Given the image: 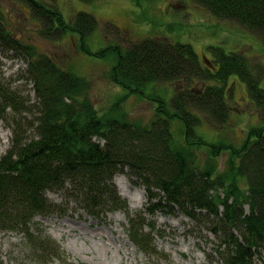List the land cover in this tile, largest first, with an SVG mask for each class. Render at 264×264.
<instances>
[{"label":"trees","instance_id":"16d2710c","mask_svg":"<svg viewBox=\"0 0 264 264\" xmlns=\"http://www.w3.org/2000/svg\"><path fill=\"white\" fill-rule=\"evenodd\" d=\"M14 1L23 3L31 17H38L42 34L57 38L75 32L86 53L95 57L112 53L110 78L127 93L157 95L146 93L147 85L172 80L189 85L196 79L202 86L191 91L181 86L169 100L157 97L159 104L147 125L126 119L122 108L117 112L126 93L116 100L118 105L112 102L99 111L90 95L91 81L20 42L0 9V51L26 56L27 74L15 80L30 82L36 97L32 103L24 100L0 81V117L6 114L12 131L10 147L0 155V231L21 233L39 262L55 255L41 229L33 232V218L57 210L47 197L48 192H57L91 216L124 211L129 238L144 252L158 254L147 230L154 229L149 217L156 211H177L204 223L213 235L224 233L212 251L217 264H264V88L259 86L264 69L256 66L255 73L241 52L216 46L211 48L209 62L216 65L211 70L199 65L190 43L162 38H144L123 51L114 43L90 51L86 40L99 25L92 14L78 11L66 19L47 0ZM195 1L217 18L257 33L264 43V0ZM16 11L25 18L21 8ZM110 26L117 32L115 25ZM231 75L245 84L263 125L252 127L241 146L215 147L204 143L195 127L202 114L215 127L227 124L232 107L225 91ZM211 80L213 84H208ZM164 102H172L181 120L177 144L171 115L161 110ZM97 132L107 134L104 146L95 139ZM204 146L210 147L212 157L220 151L229 154L225 169L217 170L213 160L202 167L195 164V152ZM117 173H125L130 183L144 188L142 210L129 212L113 183Z\"/></svg>","mask_w":264,"mask_h":264},{"label":"rangeland","instance_id":"374dc122","mask_svg":"<svg viewBox=\"0 0 264 264\" xmlns=\"http://www.w3.org/2000/svg\"><path fill=\"white\" fill-rule=\"evenodd\" d=\"M47 1L56 5L66 19H71L78 11H85L99 21V28L86 40L90 51L108 43L119 44L123 51L127 41L160 37L171 42L190 43L201 62L204 57L212 59L211 48L217 46L226 52L239 51L250 64L255 63L264 69V43L260 36L235 21L217 18L195 0ZM17 8L23 10L25 18L17 16ZM0 9L20 42L34 46L37 53L54 59L63 69L82 74L91 81L90 95L99 111L107 108L125 92L124 88L109 78L110 68L115 62L112 53L99 57L86 53L75 32L57 38L42 34L40 24L35 20L38 17H31L28 8L20 1L0 0ZM110 24L117 27V32ZM24 64L25 55L20 56L11 51L3 54L0 51V81L3 87L18 92L24 100L29 98L32 103L36 101L32 84L24 83L21 79L15 80V76L27 74V66ZM200 66L205 67L202 63ZM227 81L232 106L227 124L215 127L210 121L207 122V115L202 114L199 122L201 125L196 126V131L209 143H230L236 147L243 144L251 127L263 123L258 109L247 95L245 84L234 75ZM181 86L199 88L202 84L195 81L187 85L180 80L155 82L148 84L145 92L156 89L169 99L175 89ZM259 86L264 88V75L259 80ZM121 107L126 118L129 117L132 122H143L142 125L148 124L154 115V105L137 93L125 96ZM179 125L178 138L181 133ZM171 129L173 131V124ZM11 138L12 131L4 114L0 117V155L10 147ZM195 154L196 165L202 167L208 160H213L217 170L226 168L229 156L227 152L220 151L212 157L209 146L198 149ZM116 180H124L130 192L144 191L142 186L130 183L125 173L115 174L113 181ZM116 188L119 195L126 199L130 213L143 209V205L132 207L130 198L120 194L119 185ZM47 197L57 205V210L48 216H35L33 232L36 227L40 228L39 231L53 244L56 254L46 261L40 259L39 262L31 255L32 251L21 233L0 231L2 264H210L211 261L217 264L219 261L212 252L218 241L207 230V225L195 223L177 211L175 214L156 211L149 217L154 229L147 230L151 231L153 245L158 252L154 254L139 249L129 238L124 211H103L101 215L91 216L74 203L66 202L57 192H48Z\"/></svg>","mask_w":264,"mask_h":264},{"label":"bare ground","instance_id":"6f19581e","mask_svg":"<svg viewBox=\"0 0 264 264\" xmlns=\"http://www.w3.org/2000/svg\"><path fill=\"white\" fill-rule=\"evenodd\" d=\"M99 28V25H98V27L96 28V29H98ZM150 38H160V37H150ZM136 41H138V40H134V42H132V41H127L126 43H127V45H126V47H124V49H126L127 47H129L130 45H132L133 43H135ZM263 42V41H262ZM151 46H154L153 44H151ZM196 53V52H195ZM197 54V53H196ZM197 60H198V63H199V65H201V63H202V65H205V67H207L208 68V66L210 65L209 64V59L208 58H205L204 59V61L203 62H201V60L199 59V56L197 55ZM250 64V63H249ZM215 64H214V68H215ZM250 66L253 68V70L255 71V73H256V64L255 63H251L250 64ZM202 70V69H201ZM173 81H177V80H172V81H167V82H173ZM195 81H197L196 79H194L193 80V82H195ZM152 83H155V82H152ZM152 83H149V84H152ZM192 83V82H191ZM190 83V84H191ZM208 84H213V82H209ZM226 91H225V98H226V100L228 101V103H229V105H230V107H232L231 106V104H230V102H229V88H228V83H227V86H226ZM184 89L185 90H187V91H191V90H196L197 88L195 87V88H187V87H184ZM151 92H157L156 94L157 95H153V96H147L146 94H144V98L145 99H147L148 101H150L153 105H154V110L156 109V107H157V105L159 104L158 103V98L157 97H161L162 96V98L164 97L165 98V96H163L161 93H159V91H157L156 89H153V90H151L149 93H151ZM147 93V92H146ZM159 95V96H158ZM247 95H248V93H247ZM174 97V95H172V98ZM248 97H249V95H248ZM250 98V97H249ZM166 99V98H165ZM170 99V98H169ZM169 99H166V100H169ZM250 100L252 101V99L250 98ZM113 103H115L116 105H118V102L117 101H114ZM252 103H253V101H252ZM253 105H254V103H253ZM254 107H255V105H254ZM174 108L175 107H173V104H172V102H164L163 104H162V107H161V110H162V112L168 117L169 115H171V116H169L168 118H169V120H170V122H172V124H173V132H174V134H173V139H174V143L175 144H177L178 143V133H179V127H178V125L180 124V122L179 121H181L180 119H179V117L178 116H176V114H175V111H174ZM256 108V107H255ZM188 110H189V112H192V110H191V108H190V106H188ZM117 112H122L120 109H119V107L117 108ZM170 113V114H169ZM126 119H128V120H130L129 119V117H127ZM210 121V119H209V117H207V122H209ZM200 122V121H199ZM137 123H140V124H144L143 122H140V121H137ZM149 124V123H148ZM145 125H147V124H145ZM197 125H201V123H198ZM176 126V128H174ZM179 126H181V124L179 125ZM225 126V125H224ZM223 127V126H222ZM252 128V127H251ZM250 128V129H251ZM249 129V130H250ZM249 130L247 131V134H246V137H245V140L246 139H248L249 138ZM195 132H196V134L197 135H199L198 133H197V131H196V127H195ZM185 135H186V133H185ZM105 136H107V134H105V133H101V132H97L96 134H95V139L97 140V142L101 145V146H104L105 144H106V137ZM200 136V135H199ZM189 139H190V137H189ZM203 140V139H202ZM204 141V143L205 142H207V143H209L208 141H205V140H203ZM221 144H224L223 142H215V147H217V146H219V145H221ZM239 146H241V145H239ZM113 183H116V185H119V187H120V194L121 195H124V196H126V197H129L130 198V200L132 201V204H131V206L132 207H137V206H139V207H141L142 205H144L143 204V202L145 203V201H146V192H145V190L144 191H141V190H134L133 192H130V190L127 188V186H126V183H125V181L124 180H116V181H113ZM115 185V184H114ZM116 185H115V187H116ZM122 235H123V237L125 238V241L127 242L128 240L126 239V236H125V234L122 232ZM215 237L217 238V241H220V240H222V238L224 237V233L222 232V231H220V232H218L216 235H215ZM218 244V243H217Z\"/></svg>","mask_w":264,"mask_h":264}]
</instances>
